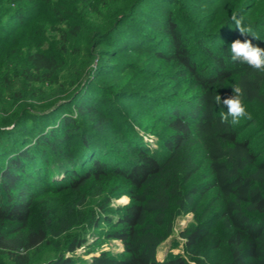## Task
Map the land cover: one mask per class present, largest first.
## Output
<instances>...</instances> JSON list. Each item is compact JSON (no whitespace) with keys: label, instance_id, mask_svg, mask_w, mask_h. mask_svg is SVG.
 <instances>
[{"label":"trees","instance_id":"1","mask_svg":"<svg viewBox=\"0 0 264 264\" xmlns=\"http://www.w3.org/2000/svg\"><path fill=\"white\" fill-rule=\"evenodd\" d=\"M145 1L0 0V264H264V140L256 148L244 132L253 126L264 137V73L230 58L236 39L264 48V8L244 22L246 36L235 11L219 44L198 39L203 64L173 15L159 24L168 49L143 45L156 47L177 78L189 74L194 93L156 115L153 146L120 123L125 112L116 121L102 104L117 109L114 96L140 93L126 87L129 64L112 52ZM91 83L96 94L86 95ZM233 85L252 115L236 126L220 123L227 109L214 102ZM62 190L65 203L39 206L40 193ZM122 193L130 201L111 212ZM185 214V256L160 260L158 247ZM90 231L120 239L123 250L78 258Z\"/></svg>","mask_w":264,"mask_h":264},{"label":"rangeland","instance_id":"2","mask_svg":"<svg viewBox=\"0 0 264 264\" xmlns=\"http://www.w3.org/2000/svg\"><path fill=\"white\" fill-rule=\"evenodd\" d=\"M173 1V3H172ZM165 8V9H162ZM264 8V0H146L141 5L140 12L133 16L131 20L123 22L114 38H118L117 49L112 53L117 54L118 64H129V70L126 73L124 81L127 88H135L140 93H124L125 96H114V100L120 104L117 109H111L108 101L103 102L105 109L112 115L116 121L120 122L117 111L125 112L128 124H133L139 129L138 134L146 141L155 145L156 132L154 120L159 112H163V107L171 105L173 99L188 97L193 100L194 89L192 87L191 76L184 75L176 77L172 63L165 58L158 56L157 48L153 45L158 44L168 49L170 44V35L160 32L159 24L167 21L168 16L173 15L176 22V31L186 40L189 48L192 50L193 59L200 64L206 60L201 52V46L197 43L198 39L210 37L216 44H219L225 37V34L231 25H225L226 18L235 11H239V16L244 22L254 19L258 12ZM147 10V13L144 11ZM144 14V15H143ZM131 37L136 43L133 46L123 43V38ZM147 40V41H145ZM137 42H139L137 44ZM124 57V58H123ZM127 60V61H126ZM87 94H96V89L91 83L86 90ZM244 123V119H241ZM159 130V129H158ZM254 127H248L244 132L250 133L256 148L263 147L264 137L262 133L254 131ZM113 136H116L114 134ZM115 138V137H113ZM121 151L130 152L131 148L120 147ZM63 175L59 176L62 178ZM67 191L42 192L38 196L39 206L46 205L48 201L62 204L68 200ZM127 193L116 196L110 203L109 210L114 212L119 206L127 204L130 201ZM191 214H185L176 224L174 233L168 237L158 247V258L166 260L178 256H185L184 239L179 235L182 227L185 226ZM101 225L97 233L102 230ZM101 232V231H100ZM87 243L80 248L76 256L78 258H88L93 254L107 251L110 255L123 250V244L120 239H101L96 233L90 231L87 234Z\"/></svg>","mask_w":264,"mask_h":264},{"label":"clouds","instance_id":"3","mask_svg":"<svg viewBox=\"0 0 264 264\" xmlns=\"http://www.w3.org/2000/svg\"><path fill=\"white\" fill-rule=\"evenodd\" d=\"M231 20L235 24V29L242 36L252 32L251 25H246L243 18H238L236 13L232 14ZM230 58L234 63H243L254 71L264 73V48L254 45L250 39L245 38L243 41L236 39L233 41L230 46ZM231 90L232 94L223 100L220 95L216 94L214 102L217 105L222 104L227 109V111L220 113V123L236 126L243 118L252 119V115L245 107L243 89L238 85H233Z\"/></svg>","mask_w":264,"mask_h":264}]
</instances>
